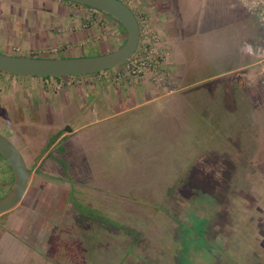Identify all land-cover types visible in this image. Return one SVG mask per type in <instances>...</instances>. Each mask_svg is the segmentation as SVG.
<instances>
[{
  "label": "rangeland",
  "instance_id": "obj_1",
  "mask_svg": "<svg viewBox=\"0 0 264 264\" xmlns=\"http://www.w3.org/2000/svg\"><path fill=\"white\" fill-rule=\"evenodd\" d=\"M9 1L49 10L56 2ZM132 1L137 5L144 0ZM169 8L161 14L169 27L154 30L169 35L165 51L181 79L169 75L152 82L158 89L147 98L139 91L136 101L76 109L75 116H68L69 126L76 129L70 137L58 138L69 126L55 132L39 128L32 138L12 141L21 142V156L28 153L37 164L31 166L35 171L29 169L24 197L0 215V264H91L102 257L104 264H171L176 258L177 264H211L212 256L201 253L206 220L185 211V227L177 230V215L167 210L189 171L201 166L205 150L226 142L238 126L247 129L248 165L231 196L234 232L264 259V76L256 58L264 28L256 11L239 0H173ZM14 31L19 35H0V53L40 58L22 44L27 32ZM122 45L103 49L90 43L63 56L97 57ZM117 71L106 76L116 80ZM226 79L239 89L236 103L219 89ZM30 111L35 115L19 114L13 122L28 118L39 123L37 111ZM0 134L13 138L1 128ZM0 169L2 181L11 180L1 157ZM9 191L2 190L0 197ZM111 231L118 235L108 239L122 246L121 253L101 245ZM182 253L187 260L179 258ZM57 256V262L50 260Z\"/></svg>",
  "mask_w": 264,
  "mask_h": 264
},
{
  "label": "crops",
  "instance_id": "obj_2",
  "mask_svg": "<svg viewBox=\"0 0 264 264\" xmlns=\"http://www.w3.org/2000/svg\"><path fill=\"white\" fill-rule=\"evenodd\" d=\"M55 1L54 9L49 10L38 6L32 8L20 1L0 0V6L3 7H0V35L16 33L18 36L19 33L14 30L23 28L27 37L22 44L28 54L55 48L58 53L53 57L56 58H67L63 55L75 54L77 49L90 43H100L106 47L107 44L125 42L123 27L111 17L84 6L62 0ZM122 1L129 4L135 17L144 15L153 28L169 27L167 18L162 19L161 14L171 10L169 7L173 0H144L137 5H134L132 0ZM161 35L165 38L166 46L169 43V35L165 31ZM108 48L109 45L106 49ZM117 69H110L98 76L87 75L58 80L0 73V128L12 133V141L28 136L32 138L36 133L34 131L39 128L42 131L55 132L56 129L63 130L68 127V116H75L78 113L76 109L80 110L94 103L104 109L114 103L136 101L139 91L146 98L154 91L157 92L158 88L154 87L149 79L124 78L116 81L115 78L106 76L109 71L115 72ZM166 72L174 81L182 78L179 69L170 64L166 67ZM16 106L15 111L18 112L15 114ZM30 109L37 111L39 123L32 124L28 118L20 119L18 124L13 122L14 117L19 114L35 115ZM8 114L13 117H6ZM66 130L59 139L70 137L76 132L71 126ZM15 145L21 149V142L18 141ZM24 161L28 170H36V167L31 166L37 163L28 153L25 154Z\"/></svg>",
  "mask_w": 264,
  "mask_h": 264
},
{
  "label": "trees",
  "instance_id": "obj_3",
  "mask_svg": "<svg viewBox=\"0 0 264 264\" xmlns=\"http://www.w3.org/2000/svg\"><path fill=\"white\" fill-rule=\"evenodd\" d=\"M71 4L81 6L75 3H71ZM88 9L96 11L91 8ZM113 20L116 21L115 19ZM124 63H122L120 66L124 65ZM99 74L100 73L91 74V75H99ZM67 78L69 77H59L54 79L58 80V79H67ZM42 79H49V78H42ZM232 81L233 80L231 79H226L219 87V89L221 90L222 95L225 98L233 99L234 102L236 103L235 97L239 89ZM228 82L230 83L232 82L233 84L229 86L230 83ZM225 93L226 94L228 93V95H226ZM236 99L240 100V97L237 96ZM252 124H253V120L248 122L247 125H249L248 127L249 129L251 128ZM234 131L235 132L233 133V135L231 134V137L235 139L234 142L231 141V137H229L228 134L226 142H223L222 144L220 142L218 144L214 143L213 147H210V150H208L207 152L205 150V153L203 155V161H204L203 164L205 165V167L203 168L208 178L207 180L211 179L209 181L210 184L212 182H217L218 187L217 186L205 187L204 188L205 192L203 193V195H201L200 197H195L198 198V202L195 203L194 201L195 198H193V200L192 199L188 200L182 195V193L180 192L182 188V184H181V186L178 187L179 194L176 195L174 201H172V203L169 204L171 209L167 210L169 214L177 215V220L179 222V223L176 222V224L178 225L177 230H182L185 227V223L182 221V213L185 211L187 212L190 211L191 214H199L206 220V225H205L207 227L205 230L206 235L204 237L205 238L204 247L203 249H201V253L204 254L206 252L208 254V258L212 256L213 260L211 264H256L257 261L261 260V257H263L260 256L259 254L252 253L248 245L245 244L244 241L241 239V236H236L234 232L235 230L233 226L234 219L232 218L231 215L232 212L231 196L237 183L236 180L239 178V176L244 171L245 167L248 165L247 160L244 158V151L246 149L245 134L247 133L246 132L247 129L246 127L243 129L242 127L238 126L237 130L235 129ZM238 137L240 138V142L237 141ZM219 139L220 137H218V139L216 140ZM108 235L115 236L118 234H116V232L114 231H111L110 234H107V236H105L104 239H106V241L101 245H109L108 248H110V250L114 249L115 251H119L120 247H118V244H116V242L114 243L113 241H109ZM107 241L109 243H107ZM120 249L124 250L122 246ZM121 250L119 251V253H121ZM175 251H179V250H175ZM185 255L182 253L179 255V258L182 259L186 257L185 260H187L188 255L186 256ZM54 257L55 255L54 256L52 255V258ZM95 259H97V257L94 258L93 260ZM50 260H52V262H57L58 256L56 260L53 259ZM169 261L171 264H177L178 262L177 258H176V262L174 263L172 262V260ZM209 262L210 260H208L206 264H208ZM104 263L105 261L102 257V260L100 259L98 260V262L96 263L92 262L91 264H104ZM135 263L156 264V261H149V262L138 261Z\"/></svg>",
  "mask_w": 264,
  "mask_h": 264
},
{
  "label": "water",
  "instance_id": "obj_4",
  "mask_svg": "<svg viewBox=\"0 0 264 264\" xmlns=\"http://www.w3.org/2000/svg\"><path fill=\"white\" fill-rule=\"evenodd\" d=\"M94 9L115 19L125 30V42L117 50L97 57L35 58L0 53V73L35 78L87 76L113 69L127 61L136 51L139 40L138 21L121 0H64ZM0 156L12 173V187L0 198V215L18 205L28 184V170L17 148L0 134Z\"/></svg>",
  "mask_w": 264,
  "mask_h": 264
},
{
  "label": "built area",
  "instance_id": "obj_5",
  "mask_svg": "<svg viewBox=\"0 0 264 264\" xmlns=\"http://www.w3.org/2000/svg\"><path fill=\"white\" fill-rule=\"evenodd\" d=\"M239 2L248 9L256 11L260 25L264 28V0H239ZM125 4L129 7V4ZM136 19L139 25L138 45L135 53L120 66L116 81L129 77L149 79L153 83L163 82L169 76L166 67L171 61L170 54L165 51V38L154 30L144 15H138ZM57 53V49L51 48L38 51L36 54L40 58H50ZM256 58L264 76V41Z\"/></svg>",
  "mask_w": 264,
  "mask_h": 264
},
{
  "label": "flooded vegetation",
  "instance_id": "obj_6",
  "mask_svg": "<svg viewBox=\"0 0 264 264\" xmlns=\"http://www.w3.org/2000/svg\"><path fill=\"white\" fill-rule=\"evenodd\" d=\"M10 140H11L10 142L13 144L14 142H12V139H10ZM231 141L234 142L235 139L233 137H231ZM237 141L240 142V138L239 137L237 138ZM245 143L247 145L246 138H245ZM14 146L17 148L18 151H20V148H18L16 145H14ZM245 148H246V146H245ZM23 159H24V157H23ZM201 163L203 164L204 161L202 160ZM202 164H201V166H198L196 169H193L192 171H189L187 180H184L182 182V188H181V191L180 192L188 200H191V199L193 200V198L200 197L201 195H203V193L205 192V189H204L205 187H209V186H217L218 187V183L217 182H212L210 184L209 181L211 179L207 180L208 178H207V176H206V174L204 172V168H203ZM27 170H28V168H27ZM10 172H11V170H10ZM28 175H29V170H28ZM2 176H3V173L1 172V169H0V192L2 190H4L5 188H8V187L11 189V187H12V181H13L12 176H11V180H9L8 178H6L5 181H2ZM28 180H29V176H28ZM28 186L30 187L29 182L27 184L25 193L29 189ZM256 264H264V259L257 261Z\"/></svg>",
  "mask_w": 264,
  "mask_h": 264
}]
</instances>
